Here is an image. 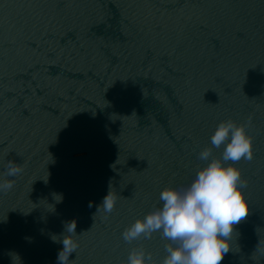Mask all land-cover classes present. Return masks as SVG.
Returning a JSON list of instances; mask_svg holds the SVG:
<instances>
[{
  "label": "water",
  "instance_id": "obj_1",
  "mask_svg": "<svg viewBox=\"0 0 264 264\" xmlns=\"http://www.w3.org/2000/svg\"><path fill=\"white\" fill-rule=\"evenodd\" d=\"M228 119L251 136L252 158L225 162L249 213L220 264H264V0H0V264H59L65 236L69 264L133 248L163 264L176 242L122 233L191 182L203 148L220 156Z\"/></svg>",
  "mask_w": 264,
  "mask_h": 264
},
{
  "label": "clouds",
  "instance_id": "obj_2",
  "mask_svg": "<svg viewBox=\"0 0 264 264\" xmlns=\"http://www.w3.org/2000/svg\"><path fill=\"white\" fill-rule=\"evenodd\" d=\"M211 145L223 150L219 157L212 148L205 147L199 158L206 163L197 169L191 182L183 187H167L161 190L162 206L135 220L122 233L125 241H133L141 235L150 237L160 231L163 237L176 242L175 247L166 245L167 255L163 264H220L230 251L231 234L249 213L241 185L239 168L227 164L252 158L251 136L245 124L228 119L220 121L211 137ZM22 171L19 165L8 163L6 176H16ZM13 186L11 180H0V192ZM116 196L109 191L102 199L105 212H111ZM100 202V203H101ZM91 207V203H89ZM76 233V223L69 221L65 229ZM63 247L57 252L59 264H69V256L78 243L65 236L60 240ZM151 259L142 248L129 251L126 264H148Z\"/></svg>",
  "mask_w": 264,
  "mask_h": 264
}]
</instances>
